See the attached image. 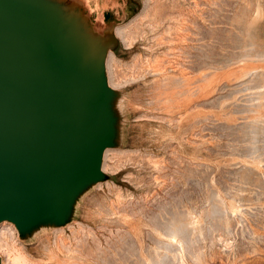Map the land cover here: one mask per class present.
<instances>
[{
	"label": "rangeland",
	"instance_id": "rangeland-1",
	"mask_svg": "<svg viewBox=\"0 0 264 264\" xmlns=\"http://www.w3.org/2000/svg\"><path fill=\"white\" fill-rule=\"evenodd\" d=\"M87 1L93 20L112 10L108 27L130 23L132 36L107 67L122 116L109 179L65 226L23 239L6 221L2 259L264 264V0Z\"/></svg>",
	"mask_w": 264,
	"mask_h": 264
},
{
	"label": "water",
	"instance_id": "water-1",
	"mask_svg": "<svg viewBox=\"0 0 264 264\" xmlns=\"http://www.w3.org/2000/svg\"><path fill=\"white\" fill-rule=\"evenodd\" d=\"M88 3L0 0V224L23 239L67 225L109 179L105 153L120 143L121 90L107 68L120 39Z\"/></svg>",
	"mask_w": 264,
	"mask_h": 264
},
{
	"label": "bare ground",
	"instance_id": "bare-ground-1",
	"mask_svg": "<svg viewBox=\"0 0 264 264\" xmlns=\"http://www.w3.org/2000/svg\"><path fill=\"white\" fill-rule=\"evenodd\" d=\"M132 22V21H131ZM134 22V20H133ZM130 27V23H126V25H118L116 27V33L117 36H120L123 40L130 42L132 40V36H131V31L129 29ZM113 58V52L110 53L109 57H108V61H107V67L110 65L111 59ZM111 81V80H110ZM110 84H112L114 87H118L117 85H115V83L113 84L112 82H110ZM120 84V83H119ZM111 149L108 148V150L106 151V154L110 151ZM105 169V168H104ZM176 221V220H175ZM6 221L2 222L0 226H2V224H5ZM11 223V222H10ZM166 227V226H165ZM185 227H187V224L185 221H182L181 219H179L178 221L174 222L171 224L170 226V234L172 236H179V234L185 230ZM11 229L16 232L17 228L15 227L14 224H12ZM168 229V231H169ZM187 229V228H186ZM183 234V233H182ZM169 235V234H168ZM170 235V236H171ZM172 242V240L170 241ZM49 257L52 258H56V254H55V250L54 249H49ZM0 255H1V250H0ZM31 262V261H30ZM2 264H8L7 260L3 258V263ZM32 264V263H31ZM34 264V263H33Z\"/></svg>",
	"mask_w": 264,
	"mask_h": 264
},
{
	"label": "flooded vegetation",
	"instance_id": "flooded-vegetation-1",
	"mask_svg": "<svg viewBox=\"0 0 264 264\" xmlns=\"http://www.w3.org/2000/svg\"><path fill=\"white\" fill-rule=\"evenodd\" d=\"M128 9H129L130 13H133L136 10L134 4H132L131 2L128 3ZM110 14H111V12H110ZM110 14L108 13L107 17H109Z\"/></svg>",
	"mask_w": 264,
	"mask_h": 264
},
{
	"label": "crops",
	"instance_id": "crops-1",
	"mask_svg": "<svg viewBox=\"0 0 264 264\" xmlns=\"http://www.w3.org/2000/svg\"><path fill=\"white\" fill-rule=\"evenodd\" d=\"M110 12H112V10H105V11H104V14H105L106 16H108V13L110 14Z\"/></svg>",
	"mask_w": 264,
	"mask_h": 264
},
{
	"label": "snow or ice",
	"instance_id": "snow-or-ice-1",
	"mask_svg": "<svg viewBox=\"0 0 264 264\" xmlns=\"http://www.w3.org/2000/svg\"><path fill=\"white\" fill-rule=\"evenodd\" d=\"M51 210H53V211H54V210H55V208L53 207Z\"/></svg>",
	"mask_w": 264,
	"mask_h": 264
}]
</instances>
